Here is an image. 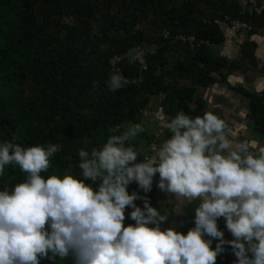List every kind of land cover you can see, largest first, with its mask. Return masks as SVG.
I'll list each match as a JSON object with an SVG mask.
<instances>
[{
    "label": "trees",
    "instance_id": "obj_1",
    "mask_svg": "<svg viewBox=\"0 0 264 264\" xmlns=\"http://www.w3.org/2000/svg\"><path fill=\"white\" fill-rule=\"evenodd\" d=\"M225 16L247 22L250 33L264 26V9L249 13L240 0H0V143L17 137L14 142L23 146L57 144L60 150L50 158L51 167L42 175L69 173L79 177V150L90 152L109 136L140 123L151 96H162L160 107L171 117L180 111L202 116L201 99L190 105L195 86L216 82L213 73L226 81L227 74L243 64L213 54L212 46L224 39L220 23L226 22ZM162 31L168 36L163 37ZM176 34L191 40L172 38ZM146 44L150 46L146 67L122 59L120 73L128 81L117 90H109V59ZM242 50L253 62L254 42H244ZM233 89L250 99L254 122L264 131V91L255 95L240 87ZM152 137L143 132L129 141L130 146L140 149L139 160ZM140 139L145 144L139 148ZM158 175L153 177L155 186ZM25 177L19 166H6L0 190ZM85 183L92 181L86 179ZM127 190L146 196L135 183ZM134 203L143 207L140 198ZM198 204L199 200L189 202L177 225L170 204L169 221L161 223V229L174 227L186 234L195 226L194 208ZM150 205L158 208L154 201ZM131 211V207L125 209V226L135 223ZM217 226L226 241L233 238L223 218L217 219ZM216 243L218 240L212 238L210 246L214 248ZM234 260L225 244L216 264H233ZM39 264L75 262L71 256L65 260L44 257Z\"/></svg>",
    "mask_w": 264,
    "mask_h": 264
},
{
    "label": "clouds",
    "instance_id": "obj_2",
    "mask_svg": "<svg viewBox=\"0 0 264 264\" xmlns=\"http://www.w3.org/2000/svg\"><path fill=\"white\" fill-rule=\"evenodd\" d=\"M121 87V77L111 76L109 90ZM156 118L170 135L152 146V155L138 159L129 141L146 129L130 124L90 152L79 150V177L42 175L57 144L23 146L17 137L0 143V176L9 165L26 174L0 190V264L69 256L75 264H216L225 244L233 264H264V145L240 138L211 110L195 117L180 111L171 119L158 112ZM157 173V187L181 205L199 200L186 234L162 230L167 214L146 197L137 206L141 197L127 190L135 183L150 191ZM127 207L135 223L125 226ZM220 217L231 240L217 226Z\"/></svg>",
    "mask_w": 264,
    "mask_h": 264
},
{
    "label": "crops",
    "instance_id": "obj_3",
    "mask_svg": "<svg viewBox=\"0 0 264 264\" xmlns=\"http://www.w3.org/2000/svg\"><path fill=\"white\" fill-rule=\"evenodd\" d=\"M255 1L264 5V0ZM240 2L245 7L247 0H240ZM220 28L224 39L212 46L213 54L224 56L230 60L243 61V64L238 69L229 72L226 81H221L220 75L213 73V76L217 78L216 82L195 86L190 105L191 107L195 105L196 98L201 99L202 113L208 110L214 111L229 123V126L240 138H253L264 145V131H260L254 122L250 110V99L240 91L233 89L240 87L255 95L264 91V36L250 32L235 33L228 27L227 22H221ZM246 41L254 42L253 62L243 53L242 44ZM225 71L226 69H224ZM161 98V95L150 97L148 105L142 111L139 123L146 129L144 132L153 136L152 139L156 145H159L163 139L170 135L168 130L162 127L161 122L157 120V113H162L168 119L172 118L162 111ZM170 201L173 206L176 204L173 196Z\"/></svg>",
    "mask_w": 264,
    "mask_h": 264
},
{
    "label": "built area",
    "instance_id": "obj_4",
    "mask_svg": "<svg viewBox=\"0 0 264 264\" xmlns=\"http://www.w3.org/2000/svg\"><path fill=\"white\" fill-rule=\"evenodd\" d=\"M245 9L249 12H256L260 13L264 9V5L257 3L255 0H247ZM225 21L227 22L228 27L235 33H248L251 30V26L243 21L236 18H228L225 16ZM255 33L263 35L264 36V26L259 27L256 29ZM162 36L166 37L168 36L167 31H162ZM172 38L174 39H184L191 40L190 37H184L180 34L172 35ZM126 59L130 62H137L140 66V68L144 69L146 67V48L142 45H135L129 50L123 52L122 54H114L110 59V67L112 70V75H119L122 79V82H127L128 79L121 75L120 68L118 63L122 60ZM264 105V101H263ZM263 120H264V112H263ZM153 145H156V143L152 140L149 141L146 147L143 148L142 154L143 158L145 155H152L151 148Z\"/></svg>",
    "mask_w": 264,
    "mask_h": 264
},
{
    "label": "rangeland",
    "instance_id": "obj_5",
    "mask_svg": "<svg viewBox=\"0 0 264 264\" xmlns=\"http://www.w3.org/2000/svg\"><path fill=\"white\" fill-rule=\"evenodd\" d=\"M64 20L68 21V22L71 21V19L69 17H64ZM149 47H150L149 45H147V44L145 45L146 49H149ZM139 142H140L139 146H138L139 148L141 146H144V143H145L144 140L140 139ZM137 150L140 151V149H137ZM140 153H141V151H140ZM158 179H159V176H158ZM145 197L148 199L149 203H151L153 201L156 202L158 205V210H160L162 212V214H167L168 207L171 204V201H170L171 197L169 198V196L165 192L161 191L157 186H155L154 180L152 183L151 190L146 192ZM140 200H141V203L143 205L142 197L140 198ZM175 203L176 204L174 205L175 206V208H174V214H175L174 225H177L180 222H182L184 208H186V206L189 202L185 201L183 205H181L178 201H176Z\"/></svg>",
    "mask_w": 264,
    "mask_h": 264
}]
</instances>
